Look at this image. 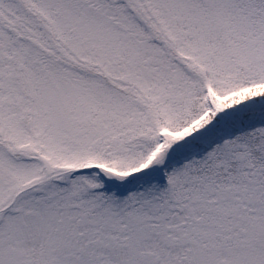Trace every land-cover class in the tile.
Wrapping results in <instances>:
<instances>
[{"label": "snow or ice", "instance_id": "obj_1", "mask_svg": "<svg viewBox=\"0 0 264 264\" xmlns=\"http://www.w3.org/2000/svg\"><path fill=\"white\" fill-rule=\"evenodd\" d=\"M0 264H264V0H0Z\"/></svg>", "mask_w": 264, "mask_h": 264}]
</instances>
